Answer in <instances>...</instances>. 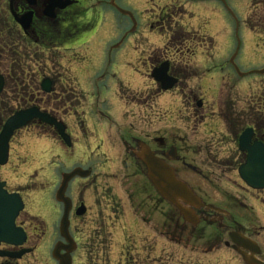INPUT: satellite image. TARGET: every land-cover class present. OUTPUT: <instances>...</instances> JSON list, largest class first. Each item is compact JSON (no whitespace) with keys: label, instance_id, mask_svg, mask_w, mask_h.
I'll list each match as a JSON object with an SVG mask.
<instances>
[{"label":"rangeland","instance_id":"374dc122","mask_svg":"<svg viewBox=\"0 0 264 264\" xmlns=\"http://www.w3.org/2000/svg\"><path fill=\"white\" fill-rule=\"evenodd\" d=\"M121 4L133 14L135 30L129 16L112 12L106 9L104 3H99L94 8L95 28L91 30L92 39L89 44L95 50L105 51V48L122 42V33L126 32V40L120 49L121 52L126 50V79L122 78L126 89L117 81L111 82L108 95L112 99L108 103H101V106L104 105L115 113L122 125V129L118 131L112 126L101 131V137L111 140L115 147L112 149L110 144L99 150L97 144L100 143V138L94 134H83L80 137L81 145L77 144L72 150H68L49 128L31 124L19 131L12 140V156L9 164L0 168V181L7 182L11 191L24 190L23 196L28 204L24 217L29 215V220L55 228L58 232L63 207L55 196L61 184V174L74 165V168L80 166L84 169L92 166L95 173L99 171L106 177V180L99 182L101 187L97 188L95 185L88 190L87 196L92 209L82 221L74 223L80 244V250L74 256V264H242L235 254L226 250L208 251L206 241L193 238L188 230L183 229V225L177 229L168 216L169 207L163 204L158 208L159 204L154 203L155 193H152L151 187L147 184L146 192L141 187L145 180L136 178L132 170L123 168L118 158L123 156L124 148L116 141L118 133L126 127L132 135L141 138H170L172 133H177L184 135L189 144L203 143L211 146L219 143L220 137L228 133L226 127L222 123L210 125L209 129L216 134L213 137L203 134V127L212 120L217 122L218 118L223 121L221 109L225 106L231 109L226 117L234 120L236 115L245 114V102L250 106L252 102L262 111L257 113L258 117L263 118L264 74L258 72L264 70V0H124ZM168 16L172 17L169 21H172L173 28L178 31L170 40L169 33L166 36L162 34L160 23L163 19L168 21ZM184 38L194 41L190 46L198 48L193 61H186L187 79L181 81L178 89L162 94L161 86L151 76L154 61L150 59L149 66L147 57L160 53L158 48L169 41L179 42L183 39L186 43ZM179 46L183 47L181 44ZM237 51L235 61L238 71L230 63ZM10 55L2 57L0 73L3 75L8 74L12 61ZM23 56H27L23 64L29 70L30 79L37 80L35 72L45 66L42 53H29L25 50ZM168 56L171 57V54ZM159 57L164 59L161 55ZM53 58L51 62L55 63ZM111 68L116 73L120 70L119 65ZM87 71L91 72V67ZM53 73L55 71H51ZM92 77L95 76L90 73L89 78ZM18 79L27 84L23 77ZM46 81L51 83L49 78ZM107 82L100 79L101 84ZM49 84L47 86L50 92L42 91L43 93L52 92ZM57 88L60 91V83ZM253 94L256 95L255 98ZM195 97L198 100L202 98L206 104L205 109L196 107L193 102ZM3 104L8 106L2 107ZM51 105L61 107L64 104L49 102L48 106ZM25 106L28 104L14 100L12 92L3 93L0 98L2 123L13 111ZM196 115L197 119L193 120L192 116ZM203 116L205 122L201 126ZM248 122L243 119L244 127ZM76 136L75 134V142ZM69 139L72 145L70 136ZM226 147L229 148L228 145ZM100 152L107 153L106 158L111 160L118 159V162L110 163L102 169L99 163L103 164L107 159L99 156ZM202 168L208 173V168ZM216 168L218 172L216 177H212V182L205 184L199 178L190 176L188 183L204 186L213 201H220L223 190L238 197L245 195L243 193L247 191L236 167L222 164ZM79 182L82 186H89L84 179ZM103 186L112 188L117 203L115 210L108 205L111 202L104 203L109 211L99 213L93 204L96 192ZM46 197L51 198L55 206L50 220L39 205ZM257 207L260 212L264 211L260 206ZM99 224L107 227L108 235L105 246H99V250L92 253L89 251L91 242L96 240L99 245L94 236ZM212 234V229H209L203 239L209 240ZM53 248L54 246L50 248L51 251ZM29 264H48V261L35 256L30 257ZM49 264L57 262L50 260Z\"/></svg>","mask_w":264,"mask_h":264},{"label":"flooded vegetation","instance_id":"af4514ba","mask_svg":"<svg viewBox=\"0 0 264 264\" xmlns=\"http://www.w3.org/2000/svg\"><path fill=\"white\" fill-rule=\"evenodd\" d=\"M121 2H124V0H106L105 2L103 0H0V64L3 55L11 54L12 60L9 64L8 74L3 75L0 73L4 77L3 91L0 98L3 93L12 92L14 100L28 104L24 108L32 105L39 106L42 111L49 113L55 120L58 119L59 122H63L67 133L72 139V146L68 150H72L77 144L81 145L80 137L83 134L87 136L94 134L100 138V143L97 144L99 150L110 144L113 149L115 143L113 144L111 140L101 137V131L107 126L117 128V131L122 129L115 113L106 109L104 105L101 106V103H108L112 99L108 95L111 82L117 81L126 89L122 80V78L126 79V50L120 51L122 43L126 40V32L122 33V42L119 41L117 46L105 48V51L97 48L95 50L92 46H89L92 39L91 30L95 28L93 24L96 18L95 5L104 3L106 9L119 14L117 6L126 10ZM169 19H171V16H168V21L166 19L160 21L164 36L167 34L166 32L169 34L175 32L171 31L172 26ZM152 31L154 32V30ZM169 37L172 38V36ZM184 39L187 41L186 43L182 41L183 39L179 42L169 41L163 47L158 48L161 50L160 53L147 57L149 66L150 59L152 62L154 61L153 70L164 63L168 64V76L176 80L175 86L168 91L162 90V84L155 81L161 86L162 94L173 91L180 85L181 81L187 79L186 61H193L198 48L190 46L191 42L194 41H189L188 38ZM180 44L183 47H180ZM25 50L29 53L39 51L45 59V66L35 72L38 77L37 80H31L28 68L18 61V56L23 55ZM169 54H171V57L168 56ZM160 55L164 59H161ZM23 57L27 58V56ZM52 57H54L55 63L51 62ZM115 65L120 66L117 73L113 72L111 68H114ZM88 67H91V72L87 71ZM51 71H55V73L51 74ZM90 73L95 77L89 78ZM111 76L112 78H110ZM19 77H23L27 84L19 82ZM48 78L51 81L49 85H51L52 92L45 94L41 88L44 80ZM100 79L108 82L101 84ZM59 83L60 91L57 88ZM119 96L122 97L120 94ZM252 96L256 97L254 94ZM49 102L50 104L61 102L64 105L61 107L48 106ZM193 102L200 109L206 108L202 98L198 100L195 97ZM245 103V114L243 116L236 115L235 121L226 117L231 109L225 106L221 109L224 122L218 118L217 122L212 120L205 123L203 134H209L206 135L207 137L216 135L214 131L209 129L212 124H224L228 132L220 137L219 143L211 144V146H205L203 143L189 144L184 135L177 133H172L170 138H141L132 135L130 130L124 127V130L118 133L119 136L116 141L124 148L123 156L118 159L123 168L132 169L134 167V176L143 179L144 172L146 175V167L138 160L136 154L140 150L139 142H145L159 159L174 169L177 179L186 183L203 203L199 207H188L195 212L194 223L190 224L185 223L179 213L169 209L168 214L171 223L177 229L178 226L183 225V229L188 230L193 238L196 239L197 237L199 241H206L205 245L208 251L226 250L235 254L237 260L242 264H246L244 257L257 262V264H264V211L260 212L257 207L260 206L264 209V189L249 187L239 174L240 168L247 162L249 157L248 149L241 148L240 138L247 130H251L249 147H253L255 143H261L264 146V117H258L257 113L262 111L258 110L257 104L251 102L250 106L248 102ZM192 118L193 120L197 119V115L192 116ZM203 118L200 123L201 126L205 122V117L203 116ZM124 119L126 120V114ZM243 119L249 121L246 127L243 125ZM47 127L53 132L52 127ZM75 134L77 135V142L74 141ZM59 142L64 144L61 139H59ZM222 154L223 157H220ZM98 155L107 159L103 164L99 163L102 169L108 167L110 163L118 162L116 158L112 160L106 158L107 153L100 152ZM222 164L226 167H236L237 174L247 191L243 193L244 196L238 197L223 190V192L221 191L220 201H213L204 186H195L188 183L190 176L191 178H199L205 184L212 182V177H216V172H218L216 167L222 166ZM74 166L61 174V184L66 174H70L77 169L88 173V177L75 176L68 181L64 195L65 200L59 202L63 207V215L58 232L55 228L51 229L44 226V224L29 220V215L24 217L23 213L26 212L25 210L28 207L26 198L23 196L24 190L11 191L7 187L10 193H20L24 200L25 208L20 213L16 226L21 229V232H24L26 239L24 244L19 247L2 242L0 251L11 253L16 258L10 256L0 257V264H29L30 257L35 256L47 260L48 264L50 260L57 262L52 255L53 250L51 251L50 248L61 244L64 250L60 254H64L66 247H72V244L67 242L60 231L66 210V201L69 202L70 237L74 241L73 248L75 249L72 257L76 256L80 250V244L77 238L78 233L74 230V223L82 221L92 209V204L87 196L88 190L95 185L97 188L101 187L99 182L106 180V177L100 174L99 171L95 173L92 166L87 169L80 166L74 168ZM202 166L209 169L208 173L204 171ZM80 179L87 181L89 186H82L79 182ZM75 192H78L77 195L74 194ZM158 199L160 200L155 193L154 203L159 204L158 208H161L163 201ZM109 202L111 204H108ZM104 203L111 205V209H116L115 193L109 186H103L96 192L93 205L96 206L99 213H104L109 211ZM39 205L49 218L48 220H50L55 212L54 201L46 197L40 201ZM103 207L105 210H101ZM95 221L97 220L95 219ZM101 226L99 224L98 231L94 234L99 245H97L95 239L92 242V247L90 245L89 251L92 253H96L100 248L99 246H105L106 235H108L107 227ZM209 229H212L213 232L211 238L209 240L203 239L204 234ZM232 235L237 237V241L232 239ZM44 247H46L45 251ZM22 252L26 253L21 255Z\"/></svg>","mask_w":264,"mask_h":264},{"label":"water","instance_id":"95a60500","mask_svg":"<svg viewBox=\"0 0 264 264\" xmlns=\"http://www.w3.org/2000/svg\"><path fill=\"white\" fill-rule=\"evenodd\" d=\"M123 14L132 15L129 12L120 10ZM232 63L234 64V59ZM153 78L162 84L164 90L172 89L176 80L168 76V64L164 63L153 72ZM49 81H45L43 89L50 92L47 86ZM3 77L0 76V93L3 90ZM40 120L50 126H54L59 135L64 139L68 146H71L69 137L65 133V126L58 123L53 117L42 113L38 108H30L22 110L11 116L3 126L0 133V165H6L9 161L10 141L15 132L34 120ZM251 130H247L240 138V145L242 149H248L249 157L247 162L242 165L239 170L241 178L248 186L254 189H264V146L261 143H255L253 147H249ZM137 157L146 165L148 171V178L156 187L159 194L169 203L174 205L188 223H194L195 213L193 210L184 207L181 202L190 206H202L201 200L194 194L188 186L175 177L173 169L160 160L146 145H142ZM88 173L77 169L70 175H65L63 184L57 194L58 201H64V194L67 188L68 181L76 175L86 177ZM5 183L0 184V242L6 241L14 245H21L17 242L20 236L16 234L15 221L20 212L24 209V203L18 194H9L4 188ZM68 204V201H66ZM68 228L67 213L63 219L62 230L66 232ZM67 235V232L66 234ZM233 240L237 241L236 236H232ZM61 251L57 247L54 256L60 260V264H71V257H60L58 253ZM1 255V254H0ZM248 264H257L249 258L244 257Z\"/></svg>","mask_w":264,"mask_h":264},{"label":"trees","instance_id":"16d2710c","mask_svg":"<svg viewBox=\"0 0 264 264\" xmlns=\"http://www.w3.org/2000/svg\"><path fill=\"white\" fill-rule=\"evenodd\" d=\"M175 34H176V32H173V35L175 36ZM6 106H8V104H3V106L2 107H6ZM4 109V108H3ZM1 118V117H0ZM2 118H1V121H0V128H1V126H2Z\"/></svg>","mask_w":264,"mask_h":264}]
</instances>
